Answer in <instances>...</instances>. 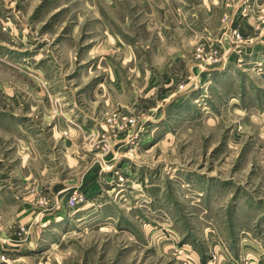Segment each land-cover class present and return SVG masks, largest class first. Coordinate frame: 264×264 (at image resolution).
<instances>
[{
  "label": "rangeland",
  "instance_id": "374dc122",
  "mask_svg": "<svg viewBox=\"0 0 264 264\" xmlns=\"http://www.w3.org/2000/svg\"><path fill=\"white\" fill-rule=\"evenodd\" d=\"M0 264H264V0H0Z\"/></svg>",
  "mask_w": 264,
  "mask_h": 264
},
{
  "label": "crops",
  "instance_id": "0c3cea01",
  "mask_svg": "<svg viewBox=\"0 0 264 264\" xmlns=\"http://www.w3.org/2000/svg\"><path fill=\"white\" fill-rule=\"evenodd\" d=\"M163 73H165L164 74L165 77L163 78L166 82L165 78H170L171 76L169 74V71L167 70H163ZM155 118L157 119L158 117H154L153 119ZM65 130H63L62 128H59V129L57 128V132H60V136L66 133ZM73 141L71 137L67 135L66 137L60 139L59 143L57 141L56 145L54 144L51 145L50 150L48 151L47 156L50 158L49 161L54 162L58 165L54 167L55 176L53 177V180H52L53 183H51V186H50V188L52 189V194L54 195L53 197L56 198V200L58 199V193L61 190H63L64 188H70V184L68 183L67 179L65 177H62V173L64 169H67L70 166V163L71 164L79 163L80 158H82V156L78 154V150H79L78 144ZM54 159L55 161H53ZM82 184L83 183L81 182L80 185Z\"/></svg>",
  "mask_w": 264,
  "mask_h": 264
},
{
  "label": "built area",
  "instance_id": "2783aa9c",
  "mask_svg": "<svg viewBox=\"0 0 264 264\" xmlns=\"http://www.w3.org/2000/svg\"><path fill=\"white\" fill-rule=\"evenodd\" d=\"M79 197V199L81 198L79 195H77ZM78 198H76L75 195H72L69 197V199L67 200V204L68 207L73 208L75 206V204L77 203Z\"/></svg>",
  "mask_w": 264,
  "mask_h": 264
}]
</instances>
